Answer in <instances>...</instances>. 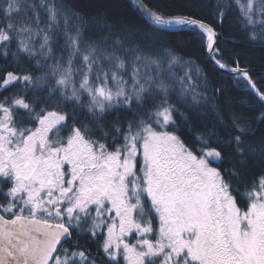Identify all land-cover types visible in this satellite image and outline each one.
<instances>
[{"label":"snow or ice","instance_id":"snow-or-ice-1","mask_svg":"<svg viewBox=\"0 0 264 264\" xmlns=\"http://www.w3.org/2000/svg\"><path fill=\"white\" fill-rule=\"evenodd\" d=\"M137 3L0 0V264H264V0Z\"/></svg>","mask_w":264,"mask_h":264},{"label":"trees","instance_id":"trees-1","mask_svg":"<svg viewBox=\"0 0 264 264\" xmlns=\"http://www.w3.org/2000/svg\"><path fill=\"white\" fill-rule=\"evenodd\" d=\"M144 2L147 3V0H144ZM75 3L77 7L89 14L103 12L109 17H117L127 21L141 23L140 12L132 0H75ZM230 22L233 25L235 24V17L231 14L223 26L222 42H224L230 50L241 52L246 58L242 63H246L252 68L254 77L259 76L264 72V48H260L255 44L249 46L242 39V35H236L234 42L231 41L230 37L233 35L234 30L230 28ZM188 51L200 56L201 62L206 60V57L198 46ZM209 67L211 66L209 65ZM252 115H256V113H252ZM239 206L242 210H246L247 202L242 199Z\"/></svg>","mask_w":264,"mask_h":264},{"label":"water","instance_id":"water-1","mask_svg":"<svg viewBox=\"0 0 264 264\" xmlns=\"http://www.w3.org/2000/svg\"><path fill=\"white\" fill-rule=\"evenodd\" d=\"M134 2L137 4V8L139 9L140 13H141V9L139 8V4L137 3V0H134ZM252 69V68H251ZM264 70V69H263Z\"/></svg>","mask_w":264,"mask_h":264},{"label":"rangeland","instance_id":"rangeland-1","mask_svg":"<svg viewBox=\"0 0 264 264\" xmlns=\"http://www.w3.org/2000/svg\"><path fill=\"white\" fill-rule=\"evenodd\" d=\"M133 2H134V0H132ZM135 3V2H134ZM135 6H136V8H137V4L135 3ZM139 10V9H138ZM140 12V11H139Z\"/></svg>","mask_w":264,"mask_h":264},{"label":"bare ground","instance_id":"bare-ground-1","mask_svg":"<svg viewBox=\"0 0 264 264\" xmlns=\"http://www.w3.org/2000/svg\"><path fill=\"white\" fill-rule=\"evenodd\" d=\"M138 9V8H137ZM139 11V10H138Z\"/></svg>","mask_w":264,"mask_h":264}]
</instances>
